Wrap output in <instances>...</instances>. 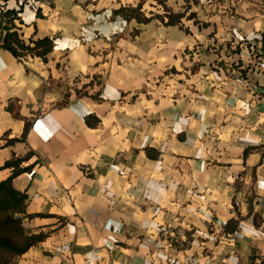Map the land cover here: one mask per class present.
<instances>
[{"label":"crops","instance_id":"1","mask_svg":"<svg viewBox=\"0 0 264 264\" xmlns=\"http://www.w3.org/2000/svg\"><path fill=\"white\" fill-rule=\"evenodd\" d=\"M5 4L53 39L0 44V181L30 156L49 233L16 264H264V0Z\"/></svg>","mask_w":264,"mask_h":264},{"label":"trees","instance_id":"2","mask_svg":"<svg viewBox=\"0 0 264 264\" xmlns=\"http://www.w3.org/2000/svg\"><path fill=\"white\" fill-rule=\"evenodd\" d=\"M6 2V0H5ZM0 3V44L11 50L17 57L41 56L47 60V55L53 49V39L44 37L26 40L19 31L18 22H22L20 9L8 8ZM30 158L13 156L3 167L11 168V174L0 181V264H16L18 256L29 248L48 238L49 233L31 232L27 221L34 216L46 214H27L28 193L14 186V178L19 174L30 171L35 163L24 165Z\"/></svg>","mask_w":264,"mask_h":264},{"label":"built area","instance_id":"3","mask_svg":"<svg viewBox=\"0 0 264 264\" xmlns=\"http://www.w3.org/2000/svg\"><path fill=\"white\" fill-rule=\"evenodd\" d=\"M160 245V243H158Z\"/></svg>","mask_w":264,"mask_h":264}]
</instances>
